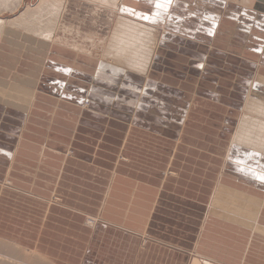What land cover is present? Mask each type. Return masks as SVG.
<instances>
[{"label": "rangeland", "instance_id": "1", "mask_svg": "<svg viewBox=\"0 0 264 264\" xmlns=\"http://www.w3.org/2000/svg\"><path fill=\"white\" fill-rule=\"evenodd\" d=\"M7 1L0 5V18L15 20L41 0ZM63 2L60 14L45 22L50 36L13 24L0 32V62L8 66L0 68V79L20 85L6 73L38 76L48 45L62 52L52 58L70 75L79 68L88 90L81 102L68 106L40 98L20 119L19 131L0 128L7 142L15 140L0 164V244L18 256L5 248L2 254L23 264H49L46 257L54 264H191L196 257L202 264H220V251L200 253L196 246L220 185L264 193L258 179L255 186L248 175L227 170L226 156L239 147L233 138L246 104L264 102V18L258 20L264 17L259 14L264 0H171L166 8L155 6L163 0H144L143 10H163L144 22L124 10L127 0L118 13L102 2ZM120 16L145 26L151 37L123 30ZM124 41L132 45L125 63L143 65L140 71L111 59ZM93 84L100 88L96 97L105 100L103 109L110 90L118 95L107 112H97L114 116L111 122L96 120L98 127L90 125ZM20 86L34 91L31 84ZM251 90L260 95H249ZM134 113L140 115L139 127L126 119ZM19 142L21 157L11 162ZM247 151L264 157L263 151ZM83 157L94 158L99 171L75 174L72 168L87 162ZM44 159L59 163V172L66 162L72 168L63 178L46 176L48 170L36 181V165L25 161ZM229 231H221V239L243 246L246 240L237 234L243 231ZM211 242L222 246L219 239ZM252 247L249 264H264V243Z\"/></svg>", "mask_w": 264, "mask_h": 264}, {"label": "crops", "instance_id": "2", "mask_svg": "<svg viewBox=\"0 0 264 264\" xmlns=\"http://www.w3.org/2000/svg\"><path fill=\"white\" fill-rule=\"evenodd\" d=\"M134 1H136V3H134ZM143 1L144 0H127L128 8L126 6L124 10L128 14L133 13V15H135V19L143 22L144 20L147 21L151 18L153 20L154 19L153 17H157L162 13L163 10L157 11V14L155 13L156 11L148 12L146 11V9L143 10L144 9ZM207 1H211V0H207ZM163 8L166 7L163 6ZM261 12L262 10L259 11V14L264 15ZM263 18L264 17L260 19L259 17L258 20L262 22ZM209 23L207 21V26L205 30L209 28ZM39 44L40 42L39 43L37 42L36 48L39 46ZM54 53L62 54V52L58 50L54 51L52 46L47 45V53H45L44 63L41 64V67L39 69L40 74L38 76L35 75V71H32L30 73L27 72L26 74H15L9 71L6 73L8 76L16 80H19L22 83V85H27V84H29V86L30 84L33 85L34 91L27 89V87L20 86L21 83L19 85L17 83L7 82L4 79H0V128H8V129L10 128L13 130V132L19 131L18 130L19 125L17 124L20 123V119H22V117L23 119L25 118L24 114L28 111L30 112L32 106H34V108L37 107L36 104L37 100L43 97H44L43 99L46 100H48V98H50V100L52 101L57 100V102L60 103L61 106L71 105L72 104L71 101L81 102V96L85 95V91H88L86 88L85 75L84 76L80 75L79 68L76 70L77 73L73 72L72 75H70L69 72L66 71L67 69L65 67L66 65L59 63L56 58L55 59L52 58V55ZM2 56L4 55H1V57ZM4 64H2L1 66V62H0V68L6 70L8 66L6 63ZM100 69H102V64L100 65V68L96 70H100ZM60 70H62V72H59ZM55 73L58 74V77H55ZM4 75H5V71H4ZM16 75H19L21 77L15 78ZM261 79L264 82V78ZM96 85L97 84H93V86H91L89 90L91 91V94L93 93V97H94L93 111L95 112V116L91 118L92 119L91 124L89 121L88 124L98 127L97 121L102 120V117L105 121L107 120L110 121V119L113 118L114 116L106 118L107 116L105 117L104 115L98 114L97 112H107L108 102L117 99L118 95L116 93H112V91L110 90L107 93V98H106L107 103L104 105V109H103L102 101L105 100L102 99V95L96 97L98 91H100V88L99 87L96 88ZM249 95L259 96L260 93L259 90L256 91L251 90V93ZM139 116H140L139 114L134 113L133 117L126 116V119L128 118L132 119V124L139 127L138 121L137 119H135ZM9 118H13L12 120L13 122L10 124L8 122L7 124L6 119ZM114 122L117 123V121ZM49 135H50V131H49ZM14 142L15 140L13 142L11 141L7 142V135L0 133V164L4 165V163L6 162V155L10 154V151L7 152L6 150L7 144L13 147ZM20 142L18 145V149H15L10 155L9 159L11 160V162H15L18 160V158L21 157L20 156L21 149L19 147ZM45 145H46L45 148L50 150V147L47 144ZM29 147L31 148V146ZM46 149L42 152L43 154L49 152L46 151ZM226 156L228 160L227 170L228 169L232 170V172L235 173L242 172V174L248 175L249 177L252 178V181L249 180V183L253 185H255L254 183L257 184V179H258L259 181L258 187L264 189V186H262L264 181L259 179L260 176H264V163H263L264 157H258V155L256 154H251L250 152L247 151V149L245 150L244 148L241 147H238L237 149L233 147L230 150V152L227 153ZM83 158H85L87 162H90V164L87 162H81V164L83 165L81 169H75L72 168L70 165H68V163L66 162V165L63 166L62 169H60L61 172H59V170H56L58 164L56 165V163H50L48 159H44L43 163L42 162L33 163L32 161H28V162L25 161V162L29 165H36V168L32 170L35 171L34 175L36 181H38L39 174H43V173L45 174V172H47L48 170H51L52 173H47L46 176H51V177L60 176V178H63V176H65L63 172L70 171L69 169H67V167L72 168L75 174H78L79 176H82V174L85 173L83 170L87 172L99 171L98 168L94 167L96 165L94 158H89V157H83ZM237 158H239L242 161L238 160ZM44 164L45 165L48 164L47 165L48 168L43 167ZM49 166L51 168H49ZM229 185L230 184L228 183L227 185H220L221 189L218 191L217 198L213 202V206L211 207V211H210L211 216L209 220L205 223L204 234L202 235L200 240L196 243L197 250L200 253H206L204 252L205 250L210 251L212 253H214L213 250L220 251L221 252L220 256L222 257L220 258L221 259L220 264H225V261H228V259L232 260L233 263L249 264L250 247L255 245L257 242L264 243L262 242V240L260 241L258 240L261 238L264 239V193L260 189L245 190L243 188H236L234 186H229ZM255 186H252V188L255 189ZM229 230L243 231L244 235L237 233L240 238H244L246 240L243 246H242V241L239 240L233 241L227 238L221 239L220 237L221 233L223 232L224 235L228 234L230 233ZM206 236L208 237L206 238ZM212 238L221 240L222 246L212 243L211 242ZM233 245L235 247L239 246L242 248L240 250L239 249L237 250L235 248L230 249V246ZM191 264H202V261L200 258L196 257L192 259Z\"/></svg>", "mask_w": 264, "mask_h": 264}, {"label": "bare ground", "instance_id": "3", "mask_svg": "<svg viewBox=\"0 0 264 264\" xmlns=\"http://www.w3.org/2000/svg\"><path fill=\"white\" fill-rule=\"evenodd\" d=\"M67 1V0H66ZM71 1V0H70ZM85 1V0H83ZM92 2H102L103 4L105 3L106 5L110 4L111 6H113L114 10L116 9V12L118 10L119 5H121V1L122 0H89ZM8 3L7 0H0V5L2 4H6ZM21 3V2H20ZM63 0H41L40 4L38 5L37 8L35 9H28L27 12H25L24 14H22L20 17H18L15 20H5L0 18V32L3 29L4 25L6 24H13V25H17L19 27H23L24 29H35V31L37 33H40V35H46L50 36V32L47 30V28H45V22H48L49 24L52 22L51 18H53V16L60 14L61 12V7L63 4ZM67 3V2H65ZM64 3V4H65ZM89 3V2H88ZM23 4V3H22ZM100 5V4H99ZM17 6V5H16ZM20 6H22L20 4ZM137 6V5H136ZM35 7V6H34ZM98 7V6H97ZM109 7V5L107 6ZM20 8V7H19ZM67 8V7H66ZM17 8H15L14 10H16ZM136 9V8H135ZM12 10V11H14ZM65 10V8H64ZM112 10V9H110ZM6 12V11H5ZM15 13V12H13ZM118 13V12H117ZM120 13V12H119ZM1 14V13H0ZM150 15V14H149ZM61 16V15H60ZM121 20V23H123L124 28H122L123 30H125L126 32L129 33H135L138 32L139 34L145 35L146 37L150 36L151 37V33H146L145 31V26H143L144 28H142L141 25L130 21L128 18L124 17V16H120L119 18ZM128 19V20H127ZM55 22V21H54ZM59 24V22H58ZM8 27V25H7ZM49 27V26H48ZM59 28V27H58ZM18 29V28H17ZM150 29V28H149ZM57 30V29H56ZM24 32V31H23ZM1 35V34H0ZM4 35V34H3ZM226 37V36H225ZM55 38V37H54ZM247 44V43H246ZM123 45V44H122ZM244 45V44H243ZM62 46V45H61ZM131 44L128 42L124 41V45L122 47L121 51H118L116 54H113L111 56V59L114 62L123 64L125 67L130 68L132 70L135 71H140L141 68H143V65H134V64H129V63H125V54L126 52H128V50L131 48ZM220 46V45H219ZM243 47V46H241ZM241 49V48H240ZM86 52V51H85ZM155 57V56H154ZM95 58V57H94ZM100 61V60H99ZM110 62V61H109ZM124 62V63H121ZM156 63V62H155ZM148 64V63H147ZM112 68V67H111ZM114 68V67H113ZM150 68V67H149ZM116 69V68H115ZM147 66L145 67L144 70H147ZM251 70V69H250ZM145 72V71H144ZM129 76V75H128ZM256 77V75H255ZM114 80H116V78H114ZM118 80V78H117ZM143 80V79H142ZM115 82V81H114ZM135 88V87H134ZM257 88V87H256ZM137 89V88H136ZM251 93V92H250ZM99 96V95H98ZM99 99V98H98ZM252 99V98H251ZM263 99V98H262ZM239 100V99H238ZM255 100V99H254ZM254 100H250V103H247L245 106V110H244V117L240 122V125L238 127V130L235 134V137L233 138V142L234 144H237V146L244 148V149H254V151L257 152H264V102H260V101H254ZM249 102V101H248ZM189 114V112H188ZM204 124V123H203ZM23 143V142H22ZM28 144V143H25ZM24 144V145H25ZM33 146V145H32ZM35 146V145H34ZM23 147V146H22ZM235 147V146H234ZM234 150V149H233ZM263 151V152H262ZM21 152V151H20ZM23 152V151H22ZM26 152H24L25 154ZM34 154V153H33ZM257 154V153H256ZM259 154V153H258ZM260 155V154H259ZM27 156V155H26ZM62 156V155H61ZM51 157V155H50ZM259 157V156H258ZM62 158V157H61ZM249 160V159H247ZM22 162V161H21ZM28 162V161H27ZM264 163V162H263ZM59 164V163H58ZM21 165V164H20ZM38 165V164H37ZM57 165V163H56ZM240 165V164H238ZM18 166V165H17ZM32 166V165H31ZM36 167V166H35ZM45 167V166H44ZM16 168V167H15ZM24 168V167H23ZM42 168V167H41ZM242 168V167H241ZM26 169V168H24ZM246 169V168H245ZM18 170V169H17ZM23 170V169H22ZM250 170V169H248ZM29 171V170H28ZM31 171V170H30ZM29 171V173H30ZM27 172V171H26ZM35 173V172H34ZM259 174V173H258ZM42 175V174H41ZM101 175V174H100ZM180 175V174H179ZM172 176V174H171ZM44 177V176H43ZM28 178V177H27ZM47 179V178H46ZM17 181V180H16ZM68 181V180H67ZM19 182V181H18ZM28 182V181H27ZM42 183V182H41ZM55 183V182H54ZM43 184V183H42ZM104 184V183H103ZM28 185V184H27ZM29 186V185H28ZM86 186V185H85ZM84 187V186H83ZM89 188V187H88ZM54 189V188H53ZM38 190V189H37ZM144 192V191H143ZM43 193V192H42ZM149 210V209H148ZM146 213V212H145ZM18 245V244H17ZM4 248L6 249V251H11L10 254L13 255L14 257L18 256L17 253H15L14 250H11L9 248H7V246H5L4 244H0V252L4 250ZM17 248V247H16ZM5 251V252H6ZM4 252V251H3ZM34 252V251H33ZM2 254V252L0 253ZM3 256H0L2 258H0V264H23L19 261L14 260L15 258H13L12 256H10V258L8 257H4V254H2ZM12 257V258H11ZM40 258V257H39ZM43 257H41L42 259ZM13 259V260H12ZM36 259V258H35ZM45 261H47L49 264H54L52 261L47 260V258H43ZM7 260V261H6ZM12 260V261H11ZM43 260V261H44ZM15 261L17 263H15ZM19 262V263H18ZM31 263V262H30ZM32 264H38V262H32Z\"/></svg>", "mask_w": 264, "mask_h": 264}, {"label": "snow or ice", "instance_id": "4", "mask_svg": "<svg viewBox=\"0 0 264 264\" xmlns=\"http://www.w3.org/2000/svg\"><path fill=\"white\" fill-rule=\"evenodd\" d=\"M170 3H171V0H163V3L157 2L155 6L159 8V7L166 6ZM259 179L264 181V176H260Z\"/></svg>", "mask_w": 264, "mask_h": 264}]
</instances>
